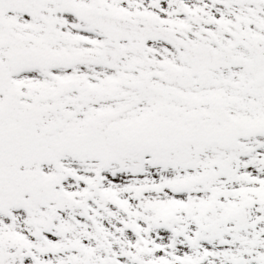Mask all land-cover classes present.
<instances>
[{
  "label": "snow or ice",
  "instance_id": "6c2138e0",
  "mask_svg": "<svg viewBox=\"0 0 264 264\" xmlns=\"http://www.w3.org/2000/svg\"><path fill=\"white\" fill-rule=\"evenodd\" d=\"M0 264H264V0H0Z\"/></svg>",
  "mask_w": 264,
  "mask_h": 264
}]
</instances>
